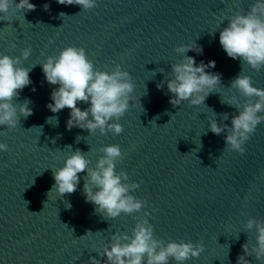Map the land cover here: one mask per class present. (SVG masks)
Segmentation results:
<instances>
[{"label": "water", "instance_id": "obj_1", "mask_svg": "<svg viewBox=\"0 0 264 264\" xmlns=\"http://www.w3.org/2000/svg\"><path fill=\"white\" fill-rule=\"evenodd\" d=\"M15 2L0 14L7 16L0 18L5 19L0 55L15 58L30 49L19 66L29 68L31 83L12 103L18 109L28 101L32 114L20 115L13 129L0 126V143L7 145L0 151V264H90V257L106 264L103 248L112 235L130 236L141 219L161 245H202L199 255L183 264H237L239 256L247 264H264V255H256L257 227L264 226V111L243 153L228 150L224 140L236 106L257 100L231 81L247 75L252 86L264 89V67L253 70L229 58L218 42L228 18L246 14L255 0H96L88 10L30 0L35 8L28 11L17 10ZM181 45L202 49L185 55L197 63L215 61L206 71L220 75L215 90L197 106L187 100L170 103L167 81L172 65L182 59L175 51ZM69 46L83 48L96 70L110 73L118 65L129 73V108L115 121L121 133L68 130L70 110L52 113L46 107L58 85L45 81L40 64ZM212 121L228 127L213 134ZM107 145L121 151L114 171L138 184L129 194L144 202L139 212L106 218L95 211L83 194L86 172L78 173L72 193L58 195L53 189V170L71 152L80 151L94 168ZM168 264L177 262L169 258Z\"/></svg>", "mask_w": 264, "mask_h": 264}, {"label": "clouds", "instance_id": "obj_2", "mask_svg": "<svg viewBox=\"0 0 264 264\" xmlns=\"http://www.w3.org/2000/svg\"><path fill=\"white\" fill-rule=\"evenodd\" d=\"M56 2L79 5L82 10L96 5V0ZM10 3L11 0H0V14L9 12ZM15 8L28 11L34 10L35 5L30 0H18ZM44 8L47 9L48 5L45 4ZM60 15L65 16L64 13ZM3 17L7 16L0 15V18ZM218 42L229 58L239 59L253 70L264 67V0H255L246 14L237 12L230 16L227 25L219 32ZM189 50L198 54L202 52V49L188 45L175 49L182 55V59L172 65L173 75L167 81V90L172 94L170 103L174 106L185 100L190 105H200L220 81L219 74L206 71L215 67V61L197 63L194 57L185 55ZM29 55V48L22 49L20 57L0 55V126L6 125L8 129L17 126L20 115L27 117L32 114L28 101L18 109L12 103L13 98L19 95V90L31 83L29 68L19 66L20 60ZM40 66L45 81L58 85L51 91V102L46 107L52 113L65 107L70 110L66 121L68 130L78 127L89 132L99 130L101 134L106 131L114 134L122 132V126L115 121L129 108L133 84L128 72L122 71L118 65L110 73L96 70L87 59L85 50L72 46L63 48L55 57H46ZM231 86L245 97H257L255 103L236 106L237 114L231 119V133L224 137L228 150L243 153V145L262 120L258 113L264 111V89L252 86L250 77L240 74L231 81ZM159 87L158 84L157 88ZM78 102H84L88 106L81 110L77 106ZM228 102L232 103L231 100ZM53 119L51 117L47 122L51 123ZM227 127L218 126L215 121L209 124V130L216 135ZM6 150L7 145L0 143V151ZM101 151L103 155L96 161L94 168L88 167L89 161L80 151L71 152L64 159L63 165L53 170V189L58 195L72 193L79 181L78 173L86 172L88 182L83 186V194L87 202L96 206L95 211L106 218H115L122 212H139L144 202L129 194L138 184L127 183L128 177L124 171L118 174L114 171V162L121 156L119 146L107 145ZM147 215L145 212L144 216ZM247 227L252 228L253 223L249 221ZM242 247L246 254L247 247ZM201 250L202 245H194L190 241H169L161 245L153 237L152 226L146 219H141L132 228L130 236L113 234L111 242L103 248V256L106 264H168L169 258L177 264H183L189 257H197ZM256 255L257 258L264 255V226L257 227ZM89 260L90 264H99L95 258L90 257ZM237 264H247L244 256L237 258Z\"/></svg>", "mask_w": 264, "mask_h": 264}]
</instances>
